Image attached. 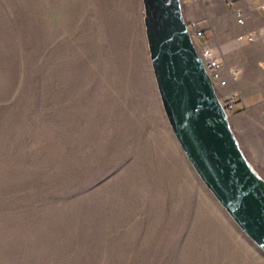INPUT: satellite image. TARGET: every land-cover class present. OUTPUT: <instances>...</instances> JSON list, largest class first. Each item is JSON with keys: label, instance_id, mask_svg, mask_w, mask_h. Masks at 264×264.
Instances as JSON below:
<instances>
[{"label": "rangeland", "instance_id": "obj_1", "mask_svg": "<svg viewBox=\"0 0 264 264\" xmlns=\"http://www.w3.org/2000/svg\"><path fill=\"white\" fill-rule=\"evenodd\" d=\"M252 244L171 129L142 0H0V264H264Z\"/></svg>", "mask_w": 264, "mask_h": 264}, {"label": "water", "instance_id": "obj_2", "mask_svg": "<svg viewBox=\"0 0 264 264\" xmlns=\"http://www.w3.org/2000/svg\"><path fill=\"white\" fill-rule=\"evenodd\" d=\"M151 65L171 129L196 173L264 251V177L245 154L193 40L182 0H142Z\"/></svg>", "mask_w": 264, "mask_h": 264}, {"label": "crops", "instance_id": "obj_3", "mask_svg": "<svg viewBox=\"0 0 264 264\" xmlns=\"http://www.w3.org/2000/svg\"><path fill=\"white\" fill-rule=\"evenodd\" d=\"M229 1L182 0L186 20L202 21L207 35L215 37L211 45L225 54L230 65L240 69L232 88L241 93L244 103L235 105L230 122L248 159L264 177V47L246 41L253 28L264 33V11L255 8L258 1L264 0H234L238 6L251 10L250 22L235 25L234 31L226 22L228 14L235 16ZM249 247L264 258V251L257 245Z\"/></svg>", "mask_w": 264, "mask_h": 264}, {"label": "built area", "instance_id": "obj_4", "mask_svg": "<svg viewBox=\"0 0 264 264\" xmlns=\"http://www.w3.org/2000/svg\"><path fill=\"white\" fill-rule=\"evenodd\" d=\"M228 5L233 8L238 25L244 26L250 22V9L238 6L234 0L229 1ZM255 8L264 11V2L258 1ZM188 25L205 69L212 79L223 106L230 115L237 103H244L241 93L232 88L238 78L240 69L237 66L230 65L225 54L211 45L215 37L214 35H207L202 21H188ZM246 41L249 43H260L264 47V33L257 28H253L247 34Z\"/></svg>", "mask_w": 264, "mask_h": 264}]
</instances>
